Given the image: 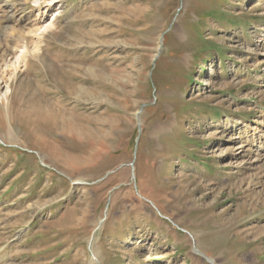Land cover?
Masks as SVG:
<instances>
[{
    "label": "rangeland",
    "instance_id": "1",
    "mask_svg": "<svg viewBox=\"0 0 264 264\" xmlns=\"http://www.w3.org/2000/svg\"><path fill=\"white\" fill-rule=\"evenodd\" d=\"M0 2V264H264V0Z\"/></svg>",
    "mask_w": 264,
    "mask_h": 264
},
{
    "label": "bare ground",
    "instance_id": "2",
    "mask_svg": "<svg viewBox=\"0 0 264 264\" xmlns=\"http://www.w3.org/2000/svg\"><path fill=\"white\" fill-rule=\"evenodd\" d=\"M0 12H5V6H3V4L1 2H0ZM49 27H46V28H49ZM35 30H37V29L35 28ZM35 32H37V31H35ZM17 48H18V45L16 44L15 48L11 50V52L7 55V57H4L0 60V62H1L0 63V74H1L0 75V88H1V85L7 83L6 78H7V76H9L10 71H13V72L17 71L18 64L21 63V59H23L25 56L24 54L17 55V52H19V51H17ZM22 52H24V49H22ZM175 226H176V224H175ZM187 239H188V242H189L192 250H194L195 252L198 251L196 248L197 244H198V240H197L196 236L188 234ZM209 260H210V262H209L210 264H214V261L212 259H209Z\"/></svg>",
    "mask_w": 264,
    "mask_h": 264
},
{
    "label": "water",
    "instance_id": "3",
    "mask_svg": "<svg viewBox=\"0 0 264 264\" xmlns=\"http://www.w3.org/2000/svg\"><path fill=\"white\" fill-rule=\"evenodd\" d=\"M140 130V129H139Z\"/></svg>",
    "mask_w": 264,
    "mask_h": 264
}]
</instances>
